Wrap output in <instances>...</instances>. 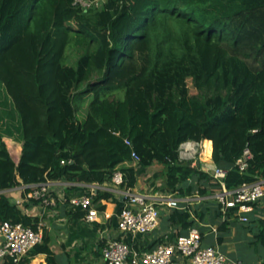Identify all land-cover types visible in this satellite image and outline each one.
I'll use <instances>...</instances> for the list:
<instances>
[{
	"label": "trees",
	"instance_id": "obj_1",
	"mask_svg": "<svg viewBox=\"0 0 264 264\" xmlns=\"http://www.w3.org/2000/svg\"><path fill=\"white\" fill-rule=\"evenodd\" d=\"M75 95L89 97L82 119ZM4 137L21 143L17 162ZM205 139L228 190L264 178V0H106L89 13L76 0H0V220L36 229L5 192L20 184H102L117 169L133 187L132 150L139 167L164 166L167 189L184 196L195 182L205 194L212 176L178 160L180 143ZM111 194L98 189L91 204ZM173 209L170 221L188 224ZM48 243L44 233L16 264L38 253L55 264Z\"/></svg>",
	"mask_w": 264,
	"mask_h": 264
},
{
	"label": "crops",
	"instance_id": "obj_2",
	"mask_svg": "<svg viewBox=\"0 0 264 264\" xmlns=\"http://www.w3.org/2000/svg\"><path fill=\"white\" fill-rule=\"evenodd\" d=\"M8 139L12 140L11 145L15 150L13 151L19 158L21 143L14 138ZM205 140H202L207 147L204 157L210 161L211 140ZM5 142L7 144L6 140ZM131 164L135 166L137 176L136 183L131 189L134 192L148 194L156 200L160 209L158 227L145 234L132 235L120 232L117 215L124 198L121 189L111 186L109 180H104L102 184L87 181H47L50 199L47 203L29 196V191L35 184H20L5 192L25 213L38 218L37 225L49 240L55 264H104L101 248L108 238H122L131 247L142 250L154 243L173 240L177 235L186 234L191 226H196L200 230L202 244L216 246L225 254L226 264H264V244L257 240L264 227V195L251 204L249 211L243 213L248 219L242 221L235 212L227 215L228 209L221 207L215 198L219 188L215 189L212 180L204 184L207 193H199L198 185L189 182L193 186L192 193L181 196L177 190L167 189L164 185L157 187L159 185L155 183L158 177L156 163L147 167ZM98 189L112 194L110 198L100 201L102 209L94 206L98 213L89 221L84 217L86 211L70 205L68 200L89 191L94 194ZM163 195H171L180 200L178 208L189 212L188 224L170 221L174 209L160 205L159 201ZM177 260L179 264H189L188 259L178 257ZM45 263L46 253H38L31 257L30 264Z\"/></svg>",
	"mask_w": 264,
	"mask_h": 264
},
{
	"label": "built area",
	"instance_id": "obj_3",
	"mask_svg": "<svg viewBox=\"0 0 264 264\" xmlns=\"http://www.w3.org/2000/svg\"><path fill=\"white\" fill-rule=\"evenodd\" d=\"M125 143L132 147L130 139ZM12 158L17 162L18 157L13 151L12 145L7 146ZM202 141L186 140L178 146V160H191L192 166H198L201 170L212 176V182L217 183L219 191L215 198L223 209L237 206L235 213L242 221L248 218L243 213L251 209V204L257 202L264 195V178L253 182L242 183L233 190L225 186L227 168L216 165L213 160L200 157ZM252 153L248 147L236 159L235 166L242 172L248 166V159ZM132 163L138 165L139 156L132 150ZM64 162L63 160L61 161ZM111 186L121 189L124 198L122 207L118 211L117 226L121 233L145 234L159 225L160 209L156 200L146 193L134 192L131 188H121L124 182L120 170H114L109 178ZM48 183L35 184L29 191V196L49 202ZM91 191L81 196L71 197L68 201L74 207H80L86 211L85 219L91 221L96 217L98 210L91 204ZM160 205L169 208L180 207V200L171 195L161 196ZM43 232L40 226L36 229L25 226L19 222L0 220V264L8 258L16 264L26 256L29 250L42 242ZM101 256L104 264H179L178 257L188 259L189 264H226L227 257L216 246L204 245L201 242V232L196 226H191L186 234L177 235L173 240L155 244L151 249H135L124 239L108 238L101 248Z\"/></svg>",
	"mask_w": 264,
	"mask_h": 264
},
{
	"label": "rangeland",
	"instance_id": "obj_4",
	"mask_svg": "<svg viewBox=\"0 0 264 264\" xmlns=\"http://www.w3.org/2000/svg\"><path fill=\"white\" fill-rule=\"evenodd\" d=\"M106 0H76V2L80 5V7L82 8L84 13H89L92 12L96 9H99L100 7H102L103 3ZM133 2V0H129V3L131 4ZM78 55V49H74V48H70L67 51V62L68 63H72L74 61V59L76 58V56ZM188 85H189V90L191 94H198V90H196L190 80L188 81ZM88 102H89V97H84V98H80V97H76L73 100V104L76 110V115L79 119H82L85 116L86 110H87V106H88ZM9 137H4L3 139L7 141L8 145H11L13 142L12 140L8 139ZM14 150V149H13ZM15 151V150H14ZM207 152V147L202 144V152L199 154L200 157H202L203 159H207L206 157H204L206 155ZM158 170V177L155 179V183H157V187H160L162 185L165 186L164 184V166L160 163H156L155 166ZM215 189H217V187L214 185Z\"/></svg>",
	"mask_w": 264,
	"mask_h": 264
}]
</instances>
